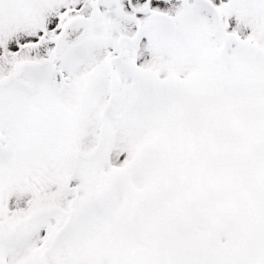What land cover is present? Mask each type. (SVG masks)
I'll use <instances>...</instances> for the list:
<instances>
[{
    "label": "snow or ice",
    "instance_id": "obj_1",
    "mask_svg": "<svg viewBox=\"0 0 264 264\" xmlns=\"http://www.w3.org/2000/svg\"><path fill=\"white\" fill-rule=\"evenodd\" d=\"M0 264H264V0H0Z\"/></svg>",
    "mask_w": 264,
    "mask_h": 264
}]
</instances>
